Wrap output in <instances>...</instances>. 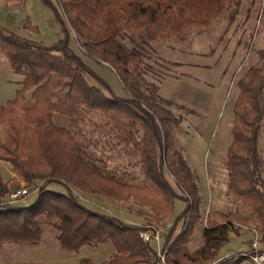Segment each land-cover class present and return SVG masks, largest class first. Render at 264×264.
<instances>
[{
	"label": "trees",
	"instance_id": "trees-1",
	"mask_svg": "<svg viewBox=\"0 0 264 264\" xmlns=\"http://www.w3.org/2000/svg\"><path fill=\"white\" fill-rule=\"evenodd\" d=\"M40 1L53 11L61 26L62 38L56 43L45 46L0 26V55L21 78L15 98L0 111V119L6 121L0 161L9 163L27 186L42 181L32 205L0 203V247L5 242L37 243L47 227L56 232L60 248L68 253L109 242L115 255L107 264H147L151 249L140 236L146 227L88 209L68 186L113 201L132 198L141 205L150 202L142 188L116 178L89 160L82 141L84 126L80 124L96 127L124 145L147 179L162 186L169 204L175 199L184 201L185 208L175 218L174 226L181 220L190 221L185 228L190 231L202 208L194 176L181 155L166 160L171 114L156 103L157 87L144 78L141 54L121 39L128 37L143 44L182 40L186 33L211 26L230 8L238 7L241 0ZM71 34L80 53L111 67L127 98L114 95L74 52ZM257 54L260 65L249 68L237 82L239 94L233 107L226 164L228 195L262 218L264 161L258 153V142L264 130V50ZM27 93L33 101L29 107L23 105ZM57 117L67 119L75 130L57 125ZM165 168L181 195L165 179ZM52 184L64 187L65 193L49 190ZM7 187L0 182V198L12 192ZM237 231L231 221L203 227V246L197 257L211 260ZM183 242L178 238L169 244L167 238L164 248L186 260L196 259L180 252ZM244 260L233 254L215 264H243ZM78 264H90V260Z\"/></svg>",
	"mask_w": 264,
	"mask_h": 264
},
{
	"label": "rangeland",
	"instance_id": "rangeland-1",
	"mask_svg": "<svg viewBox=\"0 0 264 264\" xmlns=\"http://www.w3.org/2000/svg\"><path fill=\"white\" fill-rule=\"evenodd\" d=\"M62 18L67 23L64 15ZM0 26L45 46L62 38V29L53 11L40 0H0ZM121 40L129 49L141 54L144 78L157 87L159 99L172 103L167 105L159 99L155 100L161 109L171 114L167 123L170 128L167 142L170 146H167L165 158L171 160L179 154L191 170L202 201L200 215L188 232L185 228L189 227L190 221L181 220L174 226V220L184 210L185 202L175 199L172 205L169 204L162 186L147 179L142 167L127 153L124 145H118L106 132L86 124L80 126H84L82 141L89 160L116 178L142 188L150 202L141 205L132 198L126 201L108 200L69 184L73 195L88 209L114 216L127 224L146 227L147 234H157L158 242L153 236L149 241L142 239L151 249L147 264H156L159 254H164V264H215L230 255L248 251L254 238L264 249V216L257 217L252 208L228 195L226 164L227 151L232 142L233 107L239 94L237 82L249 68L258 67L261 63L257 52L264 50V0H241L238 7L230 8L211 26L186 33L182 40L149 41L145 44L128 37ZM70 45L114 95L128 97L109 65L80 53L73 34ZM20 79L0 55V111L15 98ZM32 104L27 93L23 105L29 107ZM54 122L75 130L65 118L57 117ZM5 127L6 121L0 119V143ZM258 153L264 161V130L259 136ZM164 177L181 195L166 168ZM0 182L7 184L10 192L17 185V189L28 191V195L17 202H10L6 193L0 198V203L24 207L34 203L37 187L42 185L39 180L25 185L13 172L12 166L4 161H0ZM12 182L15 184L12 185ZM48 189L65 193L64 187L59 184L49 185ZM226 221H231L238 228L237 233L229 235L228 242L211 260L199 259L197 256L203 246L202 228L210 223ZM56 237L54 230L45 227L37 243L5 242L0 247V264H78L83 259H89L90 264H107L115 255L109 242L68 253L60 248ZM167 238L169 244L178 238L181 241L184 239L180 252L196 259L186 260L170 252L168 247L164 248Z\"/></svg>",
	"mask_w": 264,
	"mask_h": 264
},
{
	"label": "built area",
	"instance_id": "built-area-1",
	"mask_svg": "<svg viewBox=\"0 0 264 264\" xmlns=\"http://www.w3.org/2000/svg\"><path fill=\"white\" fill-rule=\"evenodd\" d=\"M27 195L28 191L25 188H20L15 191H12L8 197L10 202H17L19 199ZM140 236L144 241H149L150 238H152L151 236L153 235L147 234L145 231ZM153 237L155 238L156 242H158L157 234ZM236 254L240 255L245 259L243 264H264V249L260 247L259 242L256 238H254V240L251 242L248 251H243ZM164 260V254H159L156 264H164Z\"/></svg>",
	"mask_w": 264,
	"mask_h": 264
}]
</instances>
